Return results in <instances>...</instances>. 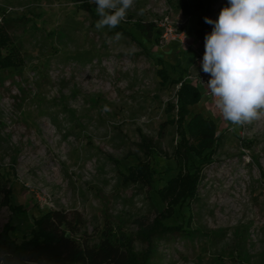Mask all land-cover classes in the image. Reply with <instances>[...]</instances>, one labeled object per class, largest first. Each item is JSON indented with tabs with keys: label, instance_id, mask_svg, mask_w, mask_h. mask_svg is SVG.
I'll use <instances>...</instances> for the list:
<instances>
[{
	"label": "rangeland",
	"instance_id": "obj_1",
	"mask_svg": "<svg viewBox=\"0 0 264 264\" xmlns=\"http://www.w3.org/2000/svg\"><path fill=\"white\" fill-rule=\"evenodd\" d=\"M225 6L228 0H216L209 18L216 21ZM4 17L25 20L13 34L27 63L0 73V166L13 206L23 210L1 197V229L15 226L12 238L21 242L34 220L63 211L80 222L75 237L92 248L149 250L142 230L156 220V197L151 188L125 186L120 172L147 160L142 145L154 147L159 172L173 156L179 136L168 122L177 119L180 86L161 84L164 68L200 87L203 99L191 114L211 117L223 137L199 200L175 222L195 239L153 240L150 264H264V117L233 125L213 108L200 85L205 43L195 16L168 0H135L121 24L136 42L97 30L72 0H0ZM166 18L188 46L157 43L133 28L138 21L160 28Z\"/></svg>",
	"mask_w": 264,
	"mask_h": 264
},
{
	"label": "trees",
	"instance_id": "obj_2",
	"mask_svg": "<svg viewBox=\"0 0 264 264\" xmlns=\"http://www.w3.org/2000/svg\"><path fill=\"white\" fill-rule=\"evenodd\" d=\"M72 1L79 5L80 11L88 14L95 25L99 19L95 12L96 5L89 3V0ZM168 2L185 16L193 15L197 18L196 37L205 43V36L212 32L214 25L205 23L204 18L212 15L216 0ZM24 21L22 18L4 17L0 22V73H14L23 69L27 63L24 46L13 34ZM133 28L149 40L159 43L161 39L162 30L154 23L138 21L133 24ZM104 29L110 35L119 32L122 37L137 41L133 32L123 24L115 29ZM157 75L164 86L175 89L180 86L176 93L177 106L173 107H177V119L168 122L176 126L179 136L173 156L162 164V172H159L154 163V147L142 145L141 150L147 160H140L120 172L125 186L153 189L158 214L152 227L142 230V239L151 248L135 252L131 248L122 249L110 243L99 249L92 248L87 242H81L75 237L80 222H74L68 213L51 210L33 221L30 235L21 242L12 238L16 231L15 226L0 228V264H150L155 254L152 249L153 240L166 241L176 234L195 239V232L185 229L183 224L176 225L175 222L184 217L185 211L199 200L203 173L214 163L223 135L211 117H205L199 112L191 114L192 108L203 99L198 85L183 76L170 78L164 68H159ZM158 175L161 176L157 177ZM9 185L11 181L0 166V198H3V203L11 210L22 213L21 206L12 204V190Z\"/></svg>",
	"mask_w": 264,
	"mask_h": 264
},
{
	"label": "clouds",
	"instance_id": "obj_3",
	"mask_svg": "<svg viewBox=\"0 0 264 264\" xmlns=\"http://www.w3.org/2000/svg\"><path fill=\"white\" fill-rule=\"evenodd\" d=\"M99 19L97 30L117 28L126 20L135 0H89ZM143 9L139 14H143ZM205 36L202 71L224 120L244 125L264 117V0H228ZM122 34L117 32L116 38Z\"/></svg>",
	"mask_w": 264,
	"mask_h": 264
},
{
	"label": "built area",
	"instance_id": "obj_4",
	"mask_svg": "<svg viewBox=\"0 0 264 264\" xmlns=\"http://www.w3.org/2000/svg\"><path fill=\"white\" fill-rule=\"evenodd\" d=\"M160 29L163 30V34L161 36V41L163 43H166L168 41H178L180 42L183 46H188L189 45V41L185 36V33H180L177 29H175L172 26V22L169 21L168 18H166L164 21H162L159 25ZM203 57L199 55L198 61L200 62V66H201V62H202ZM210 74H205L203 73L201 80H200V85L202 86V88L205 90L206 92V96L209 98L210 102L212 103L213 108L219 112V110L215 107L214 101L212 99V97L210 96L207 86L205 83H207L210 79Z\"/></svg>",
	"mask_w": 264,
	"mask_h": 264
}]
</instances>
